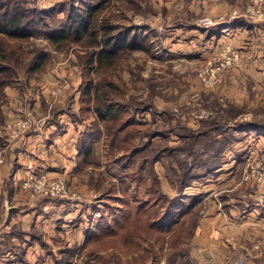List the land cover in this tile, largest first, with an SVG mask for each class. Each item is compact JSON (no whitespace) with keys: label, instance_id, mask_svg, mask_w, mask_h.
<instances>
[{"label":"rangeland","instance_id":"rangeland-1","mask_svg":"<svg viewBox=\"0 0 264 264\" xmlns=\"http://www.w3.org/2000/svg\"><path fill=\"white\" fill-rule=\"evenodd\" d=\"M8 1L22 10L34 34L9 40V45L22 54V61L19 68H13L15 80L4 90L0 139L4 140L3 128L10 111L17 118L32 119L31 128L19 137H34L36 151L39 143L52 139L55 143L66 138L67 144L64 142L66 150L59 159L47 157L51 161L48 164L41 160L45 167L35 161L33 174L23 185L30 203H15L5 194L6 204H15V223H8V208L0 205V234H4L0 238V264H151V256L144 254L146 246L156 251L152 250L155 264H199L193 235L189 236L193 220L197 223L195 232L205 215L223 212L231 203H264V130L249 126H264V76L255 79L251 69L240 70L249 64L241 49L223 43L214 50L200 32L203 27L229 25L236 20L264 23L250 12L264 8V0H239L232 13L222 19L205 13L209 7L206 0ZM81 1L103 4L95 28L99 44L104 29L114 27V33L138 35L140 47L123 48L112 60H104L100 66L95 61L90 69V55L107 49L90 43L92 30L82 34L79 41L75 37L58 43L50 40L47 32L68 22L82 6ZM203 18L210 23L201 22ZM224 45L238 53V61L220 82L206 87L199 72L213 56H219ZM41 55V66L29 73ZM89 78L93 85L102 84L100 92L103 86L109 87L112 102L124 108L116 123L92 117L77 122L78 126L71 122V113L81 106L79 89ZM131 118L134 124L119 134L114 132ZM210 121L226 128L202 136L195 142L194 154L187 149L163 152L166 146L182 145L177 135L186 134L183 127L198 130ZM157 131L164 135L150 140ZM72 139L75 144L79 142V149L94 139L93 154L83 161L76 145V152L64 158L72 149ZM147 141V149L137 154L128 168L122 167L123 161L114 163L115 157ZM111 142L113 149L109 148ZM41 147L47 149V144ZM14 163L6 150L0 169L8 179ZM49 166L58 173L67 172V178L63 174L49 178ZM209 167L213 168L210 172ZM42 173L51 181L62 182L60 196L38 195L27 186ZM6 188L10 190L9 184ZM158 192L162 196L159 203H179L173 209H185L190 204L191 212L179 228H150L148 224L157 215L154 208H140L134 202H153ZM121 197L129 203H122ZM26 207L36 214L27 215ZM97 223L99 231L85 240Z\"/></svg>","mask_w":264,"mask_h":264},{"label":"crops","instance_id":"crops-1","mask_svg":"<svg viewBox=\"0 0 264 264\" xmlns=\"http://www.w3.org/2000/svg\"><path fill=\"white\" fill-rule=\"evenodd\" d=\"M206 1L209 2V7H206L205 13L217 19H222L232 13V7H237L239 0ZM239 21L242 22V20ZM245 22L246 24H241L240 27L226 26L218 35L211 37L205 31L200 30V32L205 33L204 40L207 43H212L214 50H217L218 46L223 43L241 49L247 57V64H249H246L247 69H244L246 67L243 66L241 67L243 69L240 70L245 72L251 69L253 77L257 79L260 74L264 76V23L250 24L247 21ZM242 94L244 95V92ZM34 107H37V105ZM34 111L36 110L34 109ZM7 112L10 118L15 117L13 112ZM3 114H5L4 111ZM71 122L77 125V122L73 120ZM3 130L2 138L4 140L0 139V155L3 159L6 150H8L9 155L14 158L15 163L8 173L11 177L10 179L6 178L0 169V205L9 203L8 197L5 195L6 193L12 197V200H15V203H30L31 198L29 199L27 196L23 185L33 174V165L39 160L38 162L41 167H45L41 161L43 158L47 164L55 158L59 159V156H62L66 150L67 140L66 138H58L55 143H53L54 139L41 142L38 144L36 151V147L33 146L36 140L34 137L22 136L11 140L8 139L4 128ZM77 130L80 131L78 128ZM51 132L53 131L51 130ZM75 142L72 139V149H69V155L68 153L67 155H65L66 153L64 154V158L72 156L73 151L76 152ZM43 143L47 144V149L41 147ZM33 152L34 155H31ZM47 157H51V161ZM48 168V172L46 173L49 178L61 174L67 178V172L58 173L51 166ZM8 184L9 191L6 188ZM10 204L5 205L8 208L7 214L9 213L10 216L8 223L14 224L15 204L12 202ZM24 211L27 215H29V212L33 213V215L36 214L34 213V209L30 211L29 207H26ZM201 221L202 225H204L203 228L201 229L202 225L199 226L193 234V242L196 249L194 255H197L199 264H237L238 261L242 264H264V254L253 246V240L264 238V203H251V205L246 204L245 206L231 203L227 205L225 211L221 212L219 210L218 212L205 215ZM5 233L10 236V233ZM3 235L1 233L0 238ZM11 235V241L15 242L14 234Z\"/></svg>","mask_w":264,"mask_h":264},{"label":"trees","instance_id":"trees-1","mask_svg":"<svg viewBox=\"0 0 264 264\" xmlns=\"http://www.w3.org/2000/svg\"><path fill=\"white\" fill-rule=\"evenodd\" d=\"M7 2V3H6ZM10 1L8 0H0V124L3 121V113H2V105L4 103V90L5 88L12 83L15 80V74L14 67L19 68V65L21 63V55L18 52H16L15 48L11 45H9V40H21L23 38H27L34 34V31L29 27L28 21L24 19L25 15L22 12L20 8H16L13 5H9ZM82 6L79 7L78 11H74L71 15V19H69L68 22L62 24L60 27H56L55 29L48 31L47 36L52 40L53 42H61L64 41L66 38L69 37H75V41H79L82 37V34L87 32L89 29L92 30V33L90 35V43L93 45L99 44V34L96 31V25H97V16L98 12H100V9L103 7V4H95V3H89L88 1H81ZM105 21V20H104ZM239 20H236L235 22L229 24V25H217L215 27H203L200 30L205 31L207 35L210 37L213 35H218L219 32L223 29V27L226 26H240L241 24H245ZM238 22V23H236ZM241 22V24H239ZM237 24V25H236ZM114 28V27H113ZM107 27L104 29V31L101 33L100 38L102 40L101 44L105 46L107 49H103L98 51L97 54L93 53L90 55L89 63H90V69L93 68V64L96 61L98 65H102L104 60L107 62L109 59L112 60L114 58L118 51L125 48V49H131V48H139V41L142 40L138 35H129L127 31L124 32H116L114 33V29ZM44 55L39 56V58L32 63L31 68L29 69V73H34L32 71L37 70L39 66L42 64ZM109 83L106 85L108 86ZM110 85V84H109ZM102 86V84L96 83L93 85L92 78H89L87 80L86 85L83 87V89H79V99L81 102V106L79 105L78 112L71 113V118L74 122H84L87 118L92 117L93 120H98L101 122H115L118 120L120 114L123 112V109L121 106L116 105L114 102H112L110 98L111 91L109 87H104L103 90L100 92L99 89ZM112 86V85H111ZM92 92H94V95H91ZM85 98V100H84ZM78 99V100H79ZM88 103V105L85 107L83 102ZM93 101V105L90 106L89 102ZM86 112V113H85ZM134 124L133 119H128L124 123L120 124L119 127L114 132H122L127 127ZM239 127L243 125H238ZM250 128L255 129H261L264 130V126L260 125H249ZM226 128V125H224ZM222 125L215 121H210L208 124L205 122L203 124V128L198 130H191L188 128L183 127V130H185L186 134H178L177 137L182 141V145L175 146V147H169L166 146L163 148V152H172L173 150H189L187 151L189 154H194L195 149L193 147L195 146V142L201 139L202 136L207 135V132L212 131H218L219 128H224ZM92 136V134H88ZM164 133L162 131H157L156 134L150 135V140L154 136H163ZM83 137L80 139L82 140ZM149 140V142H150ZM213 140V139H212ZM208 143L211 144V141ZM93 144L94 139H92L90 142H88V145L85 147H80L79 149V142L76 144L77 149L80 150V154L83 156L85 161L89 158L90 155L93 154ZM115 145V143H114ZM148 141L145 145L142 147H134L133 149H130L128 152H123L118 157L114 158V163H118L123 161L122 167L128 168L130 164L133 163L134 158L137 154H140L144 152L147 149ZM113 149V142L110 143V149ZM201 153V152H200ZM82 161V162H83ZM112 161V162H113ZM209 172L213 169L212 167H209ZM128 187V186H126ZM154 192H156V189L152 188ZM150 190V189H149ZM150 190V191H153ZM122 198V197H121ZM125 198V197H123ZM122 203H129L128 199H123ZM160 199H162V196L160 195V192H158V195L155 196V199L153 202L148 199H142L140 201L134 200L135 203L139 204V207H151L154 208L153 212H155L157 215L154 220L148 224L150 228H156L157 230H172L173 228L179 226H182V223H184V216L191 212L190 204L185 209H182L180 207H177L176 209H173V206L179 203H175V200L170 201H161L162 203H159ZM169 202V203H168ZM132 203V202H130ZM113 220V219H112ZM197 223H195V220L192 222V229L189 230V236L193 235L195 227ZM110 227V224L108 225ZM101 228L100 224L97 223V226L93 229V232H89L85 236V240L90 238L92 235L97 233L99 229ZM36 238V237H35ZM148 240L147 238H145ZM156 252L154 249L149 248L148 246L144 249L145 256H151V264L156 263V259L154 258L155 254L153 251ZM70 252V250H68Z\"/></svg>","mask_w":264,"mask_h":264},{"label":"built area","instance_id":"built-area-1","mask_svg":"<svg viewBox=\"0 0 264 264\" xmlns=\"http://www.w3.org/2000/svg\"><path fill=\"white\" fill-rule=\"evenodd\" d=\"M250 10H248L249 12ZM252 14L257 16V19L264 22V8L259 7L257 9H251ZM204 24H209L208 18L201 19ZM238 61V53L231 49L228 45H224L221 49L219 56H213L207 65L199 72L200 80L206 87H212L223 79L224 73L231 68ZM33 121L31 118H17L12 117L5 124V131L8 139H16L21 134L26 133L32 126ZM2 157L0 155V163ZM27 186L31 187L34 193L43 196H60L64 190L62 182L51 181L46 174H39L35 179L27 183ZM254 248L264 253V238L257 239L254 244Z\"/></svg>","mask_w":264,"mask_h":264}]
</instances>
